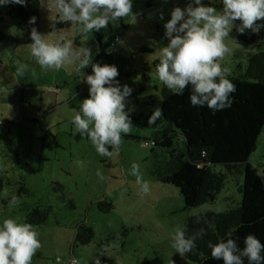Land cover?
Returning a JSON list of instances; mask_svg holds the SVG:
<instances>
[{
	"label": "rangeland",
	"instance_id": "1",
	"mask_svg": "<svg viewBox=\"0 0 264 264\" xmlns=\"http://www.w3.org/2000/svg\"><path fill=\"white\" fill-rule=\"evenodd\" d=\"M39 1V32L46 40L64 37L74 48L90 47L93 63H115L117 80L132 89L125 110L134 107V111L148 112L158 107L162 82L151 61L159 59L160 49L167 44L163 24L170 18L169 10L176 5L183 8L188 0H133V12L139 13L135 23L131 16L124 17L86 36L79 34L78 25L71 22L68 27L52 29L56 10L51 0ZM213 1L202 0L214 6ZM161 10L163 20L159 19ZM0 15L8 31L23 34L17 19L1 10ZM115 36L119 39L108 45L109 57H97L99 44H110ZM226 43L233 53L221 64L230 75L243 73L249 58L264 50V43L240 45L231 37ZM17 61L29 66L23 76L16 72ZM75 69L76 64H70L45 71L31 56L30 44L0 43V225L6 218L26 222L31 210H44V224L31 223L42 245L32 264H71V259L76 260L73 264H95L97 257L107 264H143V259L152 264H171V260L175 264H198L175 253L171 247L174 229L196 213L236 205L241 197L242 175L227 173L213 201L185 207L177 187L155 180L150 173L155 160L167 154L160 147L145 145V141L150 142L151 130L132 127L128 134H122L118 153L99 155L87 135L77 133L72 122L89 96L83 73L92 74L91 66L82 69L83 73ZM78 160L83 161V167L77 166ZM248 161L264 181V125ZM133 162L140 164L150 184L147 195L140 192L131 175ZM12 196L20 200L15 207L8 204ZM107 206H111L109 210L100 211ZM79 223L93 230V239L86 245L73 241Z\"/></svg>",
	"mask_w": 264,
	"mask_h": 264
},
{
	"label": "clouds",
	"instance_id": "2",
	"mask_svg": "<svg viewBox=\"0 0 264 264\" xmlns=\"http://www.w3.org/2000/svg\"><path fill=\"white\" fill-rule=\"evenodd\" d=\"M26 0H0V6L9 4L25 5ZM169 0H163L167 3ZM57 18L61 23L71 22L78 25L77 32L87 35L94 31L107 29L109 24L131 16L135 23L139 13L133 12V0H51ZM218 10L202 0H188L181 8L172 7L170 18L163 24L164 38L167 44L159 51V63L156 74L173 94L183 95L191 86L190 103L192 106H207L213 112L231 107V94L235 92L234 83L227 77L228 68L221 61L233 53L226 40L235 28L238 33L246 30L259 33L264 29V0H221ZM35 17L29 23H35ZM159 19L164 13L159 12ZM236 21L240 23L237 24ZM30 53L41 69L58 70L65 65L76 64V71L91 66L92 74H84L83 79L89 85V96L82 101L80 110L74 113L73 124L77 133L87 135L101 156L111 157L118 153L122 143V134H128L132 127L130 113L134 107L126 109L132 89L121 85L115 65L93 63L90 47L74 48L72 41L61 37L57 41L45 39L35 27L30 29ZM16 72L23 76L28 65L16 62ZM35 75V72L32 73ZM163 115L160 107L153 109L148 117V125L154 124ZM111 148V151L109 150ZM83 167V161H76ZM97 175L103 179L98 171ZM131 175L142 194H149L150 184L144 179L140 164L133 162ZM7 197V193H5ZM20 203L17 196L8 200L10 207ZM217 212L222 211L220 208ZM196 215V223L201 222L202 214ZM205 234L200 228L189 234L187 225L177 226L171 237V247L180 257L191 253L196 241ZM39 233L28 222H18L15 218H6L0 225V264H32V258L42 247ZM243 247L231 231L216 243L209 242L211 257L223 264H264V243L254 234L243 238ZM95 264H102L99 257ZM171 264H175L171 260Z\"/></svg>",
	"mask_w": 264,
	"mask_h": 264
},
{
	"label": "trees",
	"instance_id": "3",
	"mask_svg": "<svg viewBox=\"0 0 264 264\" xmlns=\"http://www.w3.org/2000/svg\"><path fill=\"white\" fill-rule=\"evenodd\" d=\"M213 2L214 6L222 7L221 0ZM0 10L10 18L17 19L23 31L22 35L8 31L4 17L0 15V43L31 44V27L39 31L40 1L26 0L24 6L9 4ZM33 16L36 18L35 23L30 24L29 18ZM68 26L69 22L61 23L55 19L51 28ZM229 35L240 45L264 43V29L259 33L246 30L243 34L232 30ZM107 46H99L97 57H109L105 54ZM144 51L151 50L144 48ZM158 63L157 58L151 61L155 69ZM143 78L149 80L145 73ZM227 78L234 83L236 90L231 94V107L224 110L213 112L206 105L192 106L189 99L191 86L185 89L183 95H175L162 83L157 95L160 98L158 107L163 110L160 119L148 125V117L153 109L130 113L133 127L151 130L150 142L145 141V145L160 147L167 153L161 155L163 159H156L152 164L151 175L161 183L177 187L185 207L213 201L223 188L227 173L242 175L241 197L236 205L220 212L196 213L202 214L200 223H196L195 214L184 222L189 234L200 228L205 229V234L196 241L195 249L184 256L198 264H223L211 257L208 244L224 239L225 233L229 231L238 238L241 248L244 246L243 238L250 233L264 243V181L248 161L264 125V50L255 52L249 58L243 73H233ZM216 166H220L221 170H216ZM110 207L100 208V211H107ZM45 220L46 213L39 207L26 216V222L36 225L44 224ZM93 236L90 226L79 223L73 241L86 245ZM142 263L152 264L147 259H143ZM102 264L107 263L103 261Z\"/></svg>",
	"mask_w": 264,
	"mask_h": 264
},
{
	"label": "built area",
	"instance_id": "4",
	"mask_svg": "<svg viewBox=\"0 0 264 264\" xmlns=\"http://www.w3.org/2000/svg\"><path fill=\"white\" fill-rule=\"evenodd\" d=\"M119 39V37L118 36H115V37H113L110 41V44H108V45H114V44H116V41ZM105 54H107L108 56L111 54L110 53V50H108V46L106 47V50H105ZM112 65H115V63H112ZM116 66V65H115ZM118 69V68H117ZM48 91H51V89L50 88H48L47 89ZM75 262V260L74 259H71L70 260V263L71 264H73ZM69 263V262H68Z\"/></svg>",
	"mask_w": 264,
	"mask_h": 264
},
{
	"label": "crops",
	"instance_id": "5",
	"mask_svg": "<svg viewBox=\"0 0 264 264\" xmlns=\"http://www.w3.org/2000/svg\"><path fill=\"white\" fill-rule=\"evenodd\" d=\"M99 46H101V44H99Z\"/></svg>",
	"mask_w": 264,
	"mask_h": 264
}]
</instances>
